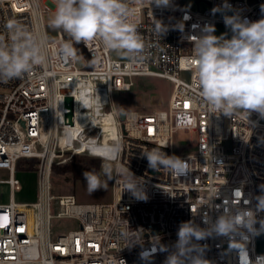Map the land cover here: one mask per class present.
Returning <instances> with one entry per match:
<instances>
[{
    "label": "built area",
    "instance_id": "1",
    "mask_svg": "<svg viewBox=\"0 0 264 264\" xmlns=\"http://www.w3.org/2000/svg\"><path fill=\"white\" fill-rule=\"evenodd\" d=\"M194 1L193 8L173 0V8L161 9L150 7L149 0H135L131 7L140 17L143 59L130 60L94 39L87 46L81 44L87 56L79 51L87 60L84 67H78L77 62L63 61L57 55L64 34L58 30L55 38L49 37L43 19L44 12L55 10L56 0H0V36L7 35L4 24L16 20L48 40L43 66H36L24 78L0 83V169L9 171L8 179L0 178V264H144L141 251L151 252L153 241L174 244L182 222L191 220L204 227L205 215L215 219L224 208L245 207V200L251 201L248 207L255 205L254 198L264 185V119L253 113V123H248L243 113L232 118L213 114L199 94L191 43L171 28L163 36L155 32L153 18L172 25L187 15L185 34L199 35L206 23L215 25L216 34L223 18L211 9L224 0ZM228 3L250 21L264 18V0ZM135 76L170 80L169 104L147 112L125 110L122 120L113 93L131 89ZM68 95L73 97V124L66 119ZM78 116L83 117L80 125ZM110 116L115 130L103 127ZM94 117L99 122L94 123ZM75 124L79 129L72 137L69 127ZM178 129L196 132L194 151L174 152L172 142ZM115 142L120 144V154L110 165L113 174L118 170L126 175L129 168L144 182L147 200L138 201L124 191V175L112 181L113 198L108 202L83 203L74 193L51 192V166L59 153L93 156L94 145ZM156 147L187 160V175L176 177L149 168L143 153ZM30 157L40 159L36 199L17 201L15 193L23 188L17 163ZM2 183L9 186L8 201H2ZM53 216L74 219L78 226L53 238ZM199 243L207 245L205 258L213 264H240L227 238L210 237ZM231 247L243 245L234 242ZM167 254L157 249L151 264H163ZM249 254L253 258L264 254V235L251 241ZM245 261L241 253V264Z\"/></svg>",
    "mask_w": 264,
    "mask_h": 264
},
{
    "label": "clouds",
    "instance_id": "2",
    "mask_svg": "<svg viewBox=\"0 0 264 264\" xmlns=\"http://www.w3.org/2000/svg\"><path fill=\"white\" fill-rule=\"evenodd\" d=\"M135 0H56L55 14L49 27L60 30L68 39L57 49V55L68 62H78L82 53L78 45L98 39L104 48L125 56L130 60H141L145 43L139 32L140 17L131 7ZM150 7L173 8V0H149ZM264 12V5H261ZM213 15L220 13L228 32L216 35L214 24L206 23L199 35L185 34L187 15L175 24H164L154 19L155 32L163 36L169 29L179 31L182 38L192 45L191 63L195 65V81L199 94L210 111L226 117L243 113L248 123L253 113L264 119V18L250 21L232 8L228 0L211 9ZM232 14H228V13ZM6 36H0V83H8L26 77L36 66L47 62V37L30 33L16 20L4 24ZM230 33V35H229ZM91 154L102 161L97 171L83 172V179L89 193L106 189L109 181L124 175L125 188L138 201L147 200L144 182L130 170L127 174L116 171L111 163L119 158L120 144H96ZM148 167L166 170L176 177L186 176L188 161L176 155H168L156 147L143 153ZM261 194L255 196V205L245 200V207L224 208L215 219L205 215L204 227L193 221L182 222L177 231V239L172 245L151 242V252L144 250L140 259L151 264L152 253L157 249L167 252L163 264H213L205 258L206 244L199 243L210 237H225L229 249L236 250L241 264V253L245 254V264H264V254H249V244L255 237L264 235V185ZM236 193H241L237 191ZM243 245L233 248V243ZM141 247L143 243L137 242ZM153 249H155L153 251Z\"/></svg>",
    "mask_w": 264,
    "mask_h": 264
},
{
    "label": "rangeland",
    "instance_id": "3",
    "mask_svg": "<svg viewBox=\"0 0 264 264\" xmlns=\"http://www.w3.org/2000/svg\"><path fill=\"white\" fill-rule=\"evenodd\" d=\"M178 3L190 8L195 6L194 0H178ZM54 14V9L47 10L43 14V19L48 25L47 30L49 37L51 38H55L58 31L49 27V21L54 16ZM228 31L229 30L223 23H219L216 34L220 35ZM63 38L64 41L68 39L66 34H64ZM82 57L83 58L77 62L78 67H84L85 65L87 59L84 55ZM132 80L133 86L131 89L117 90L113 93L114 104L119 109H138L140 111L147 112L157 109H166L168 107L169 98L173 88V83L170 80L157 76H135L132 78ZM196 141L197 134L195 131L178 129L174 134L172 142L174 152L177 155H185L190 153L195 150ZM39 164L40 159L37 157L35 158V161H32L30 158H22L18 161L17 176L20 178L23 188L22 190L16 191L14 196L15 200H30L33 198V195L36 194L38 181L37 170ZM74 166H79V168H86L89 170L95 169L98 171L101 167V161L100 159L86 153H73L71 151L59 153L55 157L50 172L51 192L54 195L74 193L76 199L83 203L108 202L112 200V181H109L106 189L89 193L84 179L75 178L74 173L71 171L72 167ZM0 178H9V171L7 168L0 169ZM1 189L2 201H8L11 197L8 184L2 183ZM77 226V221L71 218L53 216L50 220V230L53 238L59 233L66 232L69 229L76 228Z\"/></svg>",
    "mask_w": 264,
    "mask_h": 264
},
{
    "label": "bare ground",
    "instance_id": "4",
    "mask_svg": "<svg viewBox=\"0 0 264 264\" xmlns=\"http://www.w3.org/2000/svg\"><path fill=\"white\" fill-rule=\"evenodd\" d=\"M78 114L80 115V114H82V112L81 111H78ZM111 117V116H110ZM110 117H108V118H106L105 119V121L103 122V127L105 128V129H111V130H115V124L113 123V119H112V117L110 118ZM83 122V117H77V124H81ZM93 122L95 123H97V122H99V120H98V118L97 117H94V119H93ZM70 136H74L77 132H78V129H79V126H76V124L75 125H70ZM64 139H67V138H62V140H64Z\"/></svg>",
    "mask_w": 264,
    "mask_h": 264
},
{
    "label": "water",
    "instance_id": "5",
    "mask_svg": "<svg viewBox=\"0 0 264 264\" xmlns=\"http://www.w3.org/2000/svg\"><path fill=\"white\" fill-rule=\"evenodd\" d=\"M65 106L69 109L66 113V119L69 120L70 124H73V97L68 95L65 97ZM120 118H125V110L120 111Z\"/></svg>",
    "mask_w": 264,
    "mask_h": 264
},
{
    "label": "trees",
    "instance_id": "6",
    "mask_svg": "<svg viewBox=\"0 0 264 264\" xmlns=\"http://www.w3.org/2000/svg\"><path fill=\"white\" fill-rule=\"evenodd\" d=\"M79 46V48L81 49V51H82V53L85 55V56H87L86 55V51H85V49L83 48V46L80 44V45H78ZM91 64H90V62H89V60H88V64H87V66L89 67ZM35 158L36 157H30V159L32 160V161H35ZM22 159V158H21ZM18 164V163H17ZM87 170H89V169H86V168H79V166H74V167H72V169H71V171L74 173V175H75V178H83V175H82V173L84 172V171H87ZM17 174H18V172H17ZM32 196V195H31ZM34 199H36V194H34L33 195V198H32V200H34Z\"/></svg>",
    "mask_w": 264,
    "mask_h": 264
},
{
    "label": "crops",
    "instance_id": "7",
    "mask_svg": "<svg viewBox=\"0 0 264 264\" xmlns=\"http://www.w3.org/2000/svg\"><path fill=\"white\" fill-rule=\"evenodd\" d=\"M24 201H33L32 199H30V200H24Z\"/></svg>",
    "mask_w": 264,
    "mask_h": 264
},
{
    "label": "snow or ice",
    "instance_id": "8",
    "mask_svg": "<svg viewBox=\"0 0 264 264\" xmlns=\"http://www.w3.org/2000/svg\"><path fill=\"white\" fill-rule=\"evenodd\" d=\"M236 195H240V193H236Z\"/></svg>",
    "mask_w": 264,
    "mask_h": 264
}]
</instances>
